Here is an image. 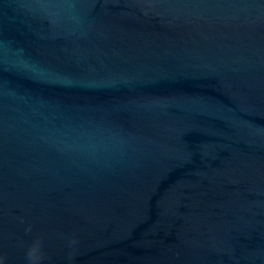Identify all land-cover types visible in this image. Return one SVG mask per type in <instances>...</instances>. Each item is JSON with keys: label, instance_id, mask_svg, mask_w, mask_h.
<instances>
[{"label": "water", "instance_id": "water-1", "mask_svg": "<svg viewBox=\"0 0 264 264\" xmlns=\"http://www.w3.org/2000/svg\"><path fill=\"white\" fill-rule=\"evenodd\" d=\"M0 264H264V0H0Z\"/></svg>", "mask_w": 264, "mask_h": 264}]
</instances>
